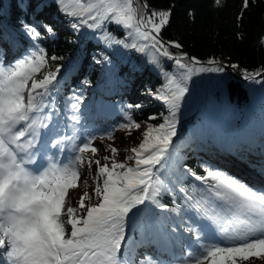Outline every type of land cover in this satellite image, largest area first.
<instances>
[{
  "label": "snow or ice",
  "instance_id": "obj_1",
  "mask_svg": "<svg viewBox=\"0 0 264 264\" xmlns=\"http://www.w3.org/2000/svg\"><path fill=\"white\" fill-rule=\"evenodd\" d=\"M52 7L72 18L74 33L87 28L99 33L98 38L107 45L146 53L152 70L165 79L161 88L155 93L149 89L147 94L164 103L167 115L156 125L145 122L140 143L127 150L130 154L122 161L115 159L118 149L111 145L105 148L111 155L103 157V164L84 155L90 151L95 156L99 149L93 142L97 138L113 140L115 129L98 135L87 131L83 136L69 134L67 125L61 131L55 93L62 66L36 78L47 64L46 50L38 41L55 37L56 31L50 24L30 22L29 16L35 18ZM14 8L18 12L13 28L31 44L30 50L7 63L8 49L0 48V258L7 264H130L127 257L120 256L127 221L142 213L155 217L157 209L179 217V225L189 234L175 257L176 264H242L264 258V187L250 185L207 163L201 165L203 175L185 165L183 176L200 185L191 191L180 184L183 176L171 177L176 155L173 138L189 82L201 72L223 73L225 69L205 68L195 57L189 62L186 53L170 52V48L182 47L161 38L170 11L149 15L140 10L138 0H17ZM110 24L125 36L115 38L106 28ZM0 41L15 42L6 28L0 32ZM164 61L172 62V71L165 70ZM102 62L111 61L103 54L95 58V63ZM258 75L245 73L244 78L260 83ZM220 86L225 87L223 81ZM71 99L74 102L67 106L65 120L75 128L81 123L83 97L74 93ZM142 107L127 105L129 110ZM123 118L126 123L118 127L128 129L129 135L141 128L131 111H125ZM156 118L150 115L148 121ZM85 165L94 187L91 194L85 190L77 206H72L69 189L80 186ZM83 184L87 188L88 180ZM177 191L183 205L175 200L173 207L161 202L162 195L175 196ZM140 264L159 261L144 255Z\"/></svg>",
  "mask_w": 264,
  "mask_h": 264
},
{
  "label": "trees",
  "instance_id": "obj_2",
  "mask_svg": "<svg viewBox=\"0 0 264 264\" xmlns=\"http://www.w3.org/2000/svg\"><path fill=\"white\" fill-rule=\"evenodd\" d=\"M16 2L17 0H0V32L4 30L3 25H6L14 33L15 40L14 43L10 42L15 47L13 51L7 45V56L10 52L18 55L23 54L26 49L30 50L31 41L13 28L18 12L14 8ZM138 4L140 10L149 15L153 11H170V20L162 29L161 38L182 46L183 52L170 48L173 54L186 53L189 62L190 58L195 57L200 61V66L205 68H208L205 63L209 61L222 63L226 59L227 67L210 89L201 109L197 110V105L205 95L210 71L201 72L189 82L190 91L182 101L179 113L177 134L184 123L186 130L176 144L185 141L189 147L204 154H200V158L188 152L181 168L173 160L171 177H182L185 165L203 175L201 165L205 162L204 159L211 161L209 154L219 155L217 151H222L225 136L227 141L239 137L240 119L248 103L256 92L264 96V0H247V7L245 3L240 4L239 0H219V3L216 0H138ZM145 4L146 9L143 7ZM29 20L32 23L50 24L56 31L55 37H45L38 41L46 50L47 64L36 78H42L50 70L54 71L57 65L62 66L55 93L57 111L67 108L74 93L82 96L81 91L86 92L88 88L98 84L93 99L98 92H102L105 97H109L110 102L115 101L117 107L131 111L135 121L141 125L147 126L146 121L153 125L163 122V116L167 115L166 106L154 96L148 95L147 91L150 89L155 93L163 86L165 79L162 74L152 70V66L147 63L146 53L141 58V52L135 49L124 52L121 45H107L98 38L99 33L92 32L87 38H83V32L74 33L70 27L72 18L58 12L56 7L45 10L35 18L29 16ZM106 28L115 38L124 37L125 32L116 25H106ZM102 54L108 56L111 62L95 63V58H100ZM52 56L57 59L51 60ZM164 64L166 71H172V62L164 61ZM233 64L238 66L235 73L230 70ZM245 73H262L257 78L261 82L243 79ZM221 81L225 87L220 86ZM89 95L90 92L85 97L82 96L83 101ZM128 104H141L143 107L129 110ZM150 115L157 118L148 121ZM119 122L126 123L125 120ZM180 184L189 191L193 186H200L199 182L187 176H183ZM160 199L169 207L174 206V200L175 204L183 205L182 194L178 191L175 196L164 194ZM163 217H166V212ZM166 221L161 219L160 223H166L169 231L173 228L177 231L184 230L182 225L178 228ZM141 232L143 229L136 228L134 235Z\"/></svg>",
  "mask_w": 264,
  "mask_h": 264
},
{
  "label": "rangeland",
  "instance_id": "obj_3",
  "mask_svg": "<svg viewBox=\"0 0 264 264\" xmlns=\"http://www.w3.org/2000/svg\"><path fill=\"white\" fill-rule=\"evenodd\" d=\"M239 2H240V4H242L243 0H239ZM84 31L85 30L83 29L82 32L84 35L82 37L87 38V36L90 35L91 32L88 29H86V31H85L86 33H84ZM124 49L130 50V48L129 49L124 48ZM5 63H7V62H5ZM222 63L227 65L226 59H224L222 61ZM232 70L235 71V69H232ZM96 87H97V85H95L94 87H91L89 89L90 92L93 89H95ZM204 97H205V95L202 96V100L204 99ZM248 109H249L248 113H253V116L246 117L244 115L243 118L241 119L242 122H241L240 128H239L240 136H241L240 142L248 141V144L245 143L246 146H245V144H242L241 146H239V143L233 144L229 148L228 152L232 153V155L235 156L236 159H240L239 161H241L242 163L247 164L248 166H251L252 168H254L255 172H257L256 170L260 171V174H258V172H257L254 176H250L249 174H246L243 171H237V172L242 174V175L244 173V177H245L246 181H248L250 184H253V186H261L262 187V184H264V172L261 171L264 169V101L257 98L256 102L253 105H251ZM77 126L75 128H77ZM146 127L147 126H145V125H141L140 129L132 130L130 135L128 134V131H129L128 129H121L116 133V137H114L113 140L103 139V141H101L98 138L96 140V143H94V146L97 147L98 149L102 147V150L98 151L95 156H92L90 151L87 152L86 155L88 157H91L93 160H99L101 158L103 159L104 154H105V148L108 145H111L112 147H115L116 149H118L117 160L122 161V160H124L125 156L130 154V152L127 150H129L133 147H136L140 143V141L142 139V133ZM80 129L85 130V131H90L88 129V127H86L85 125H82L80 127ZM249 132L255 133V135H257V136H251V135H249L250 134ZM188 144H189V142H188ZM188 149H191L190 150L191 152L198 150V149H195L193 147L189 148V146L186 144V142H184L181 144V146L179 145L178 148L176 149V151H175L176 155H175L174 159H176V161L178 163H181L183 161V159L185 157V153ZM200 152H202V151H198L196 153L200 154ZM217 152H219V151H217ZM129 163H132V162L129 161ZM94 167H96L95 164H93V166H92V174H93ZM236 175H238V174L236 173ZM84 179L88 180V187L87 188L85 187L83 182H81V180H84ZM93 187L94 186L92 185V177L89 175L87 165H85L82 172H81L80 186L76 189H69L70 203L72 204V206H75V204H76L75 196L82 195L85 190H87L91 194ZM139 216H137L133 219L132 218L128 219L127 225H126V237L127 238L125 237V240L123 242L124 244L128 243L129 238H130L129 237V230H130L132 225H134L136 222H138L140 220ZM65 219H66V217H65ZM157 236L159 237L158 239H160V240L163 239L162 245L164 244V247L167 249L166 251H171L172 247L177 248L176 243H174L173 245L170 246V243L166 239H164L161 236V234L155 233L153 235V237H157ZM160 250L165 252L161 247H160ZM174 264H176V263H174ZM242 264H264V258H252L248 261L242 262Z\"/></svg>",
  "mask_w": 264,
  "mask_h": 264
},
{
  "label": "bare ground",
  "instance_id": "obj_4",
  "mask_svg": "<svg viewBox=\"0 0 264 264\" xmlns=\"http://www.w3.org/2000/svg\"><path fill=\"white\" fill-rule=\"evenodd\" d=\"M243 3H245V0H243ZM242 3V4H243ZM241 6V5H240ZM242 7V6H241ZM240 7V8H241ZM219 76H220V73L219 72H212V76H211V79H212V82H214L215 80H217L218 78H219ZM245 116L246 117H250V116H253V113H247V114H245ZM250 134L249 135H251V136H257V135H255V133H252V132H249ZM245 143H247L248 144V141H244ZM102 150V147L101 148H99V151H101ZM104 150V149H103ZM111 155V153L109 152V151H105V154H104V156H110ZM101 158V157H100ZM115 159L117 160V156L115 157ZM100 160V162H101V164H103L105 161L101 158V159H99ZM111 163V161H109V164ZM95 170H96V167H94V170H93V175L95 174ZM92 185L94 186V184H93V181H92ZM78 197L79 196H75V201L77 202V200H78ZM93 202H95V198H94V200H93ZM75 206H77L76 204H75Z\"/></svg>",
  "mask_w": 264,
  "mask_h": 264
},
{
  "label": "water",
  "instance_id": "obj_5",
  "mask_svg": "<svg viewBox=\"0 0 264 264\" xmlns=\"http://www.w3.org/2000/svg\"><path fill=\"white\" fill-rule=\"evenodd\" d=\"M178 50L180 51V52H183V50L181 49V48H178ZM216 63H212V64H208V65H210V66H213V65H215ZM221 66H223V67H226V65H224V64H221ZM261 75V74H260ZM260 75H258L257 77H259ZM212 82V81H211Z\"/></svg>",
  "mask_w": 264,
  "mask_h": 264
}]
</instances>
